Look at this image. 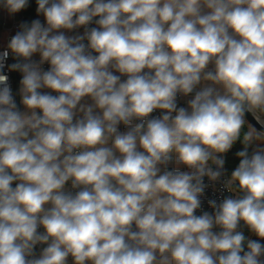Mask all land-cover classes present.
Instances as JSON below:
<instances>
[{"label":"clouds","instance_id":"obj_1","mask_svg":"<svg viewBox=\"0 0 264 264\" xmlns=\"http://www.w3.org/2000/svg\"><path fill=\"white\" fill-rule=\"evenodd\" d=\"M34 3L0 47V264H264V0Z\"/></svg>","mask_w":264,"mask_h":264},{"label":"built area","instance_id":"obj_2","mask_svg":"<svg viewBox=\"0 0 264 264\" xmlns=\"http://www.w3.org/2000/svg\"><path fill=\"white\" fill-rule=\"evenodd\" d=\"M4 19H5V15L4 14H0V23L2 21L4 22ZM79 31L82 32L83 29H80ZM7 38L5 39L4 42L0 41V47H3L6 44ZM9 62H11V60ZM10 79H11V83L13 85V75H11ZM13 89H14V86H13ZM180 103H181V98L178 99V104L180 105ZM156 114H158V113H154V115H156ZM120 130L121 131L125 130L123 125L120 126ZM182 170H186V169H182ZM223 179H224V177H222L221 180L216 182L215 184H212L211 182L208 181L207 177L204 178L205 183L208 184L209 187L206 189L205 195L202 197L203 210L212 211V209L208 206V203H207L208 200L215 199V200H217L219 202L224 196L229 195V193L226 190H224L223 187H222ZM69 187H70V185H69ZM197 214H199V211H198Z\"/></svg>","mask_w":264,"mask_h":264},{"label":"crops","instance_id":"obj_3","mask_svg":"<svg viewBox=\"0 0 264 264\" xmlns=\"http://www.w3.org/2000/svg\"><path fill=\"white\" fill-rule=\"evenodd\" d=\"M33 1V0H32ZM36 18V17H35ZM23 19V12L19 14L15 18H9L5 15L4 22L2 21L0 23V41L4 42L5 39L9 36L14 34L16 30V25L19 22V20ZM42 19V17H41ZM72 33H69L71 35ZM38 58V57H37ZM19 76L17 74H13V86L14 90L16 89V85L18 83ZM191 97H181V103L179 106L187 107V99H190ZM17 101H19V97H17ZM90 102V101H89ZM169 167H172L171 165Z\"/></svg>","mask_w":264,"mask_h":264},{"label":"trees","instance_id":"obj_4","mask_svg":"<svg viewBox=\"0 0 264 264\" xmlns=\"http://www.w3.org/2000/svg\"><path fill=\"white\" fill-rule=\"evenodd\" d=\"M35 3L34 0L32 1V6L26 11L23 12V19H35ZM242 147V145H240L239 143H237L234 148L232 149L231 152H229L227 154L226 157V163H225V169L227 170V174L230 175L231 171L235 168V166L238 164V159L235 158L234 153L238 150H240V148Z\"/></svg>","mask_w":264,"mask_h":264},{"label":"water","instance_id":"obj_5","mask_svg":"<svg viewBox=\"0 0 264 264\" xmlns=\"http://www.w3.org/2000/svg\"><path fill=\"white\" fill-rule=\"evenodd\" d=\"M247 119L249 120V122L251 124H253L254 126H256L258 129L260 128V125L256 124V121L254 119H252V117L250 115L247 117Z\"/></svg>","mask_w":264,"mask_h":264}]
</instances>
